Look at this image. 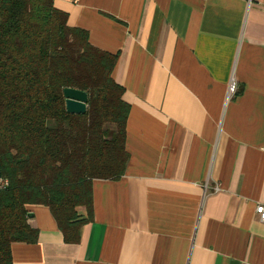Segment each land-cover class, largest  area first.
I'll use <instances>...</instances> for the list:
<instances>
[{"label": "crops", "instance_id": "0c3cea01", "mask_svg": "<svg viewBox=\"0 0 264 264\" xmlns=\"http://www.w3.org/2000/svg\"><path fill=\"white\" fill-rule=\"evenodd\" d=\"M53 4L118 57L128 160L92 182L76 244L28 207L36 242L13 244L12 264H264V0Z\"/></svg>", "mask_w": 264, "mask_h": 264}, {"label": "trees", "instance_id": "16d2710c", "mask_svg": "<svg viewBox=\"0 0 264 264\" xmlns=\"http://www.w3.org/2000/svg\"><path fill=\"white\" fill-rule=\"evenodd\" d=\"M53 1L0 0V264H12L13 244L36 242L31 206L78 243L92 182L118 180L128 160L118 57L91 46ZM64 89L87 94L83 115L66 112Z\"/></svg>", "mask_w": 264, "mask_h": 264}, {"label": "water", "instance_id": "95a60500", "mask_svg": "<svg viewBox=\"0 0 264 264\" xmlns=\"http://www.w3.org/2000/svg\"><path fill=\"white\" fill-rule=\"evenodd\" d=\"M66 112L70 115H83L86 111L87 94L74 89H64ZM1 178V175H0ZM30 217V214L27 216Z\"/></svg>", "mask_w": 264, "mask_h": 264}, {"label": "built area", "instance_id": "2783aa9c", "mask_svg": "<svg viewBox=\"0 0 264 264\" xmlns=\"http://www.w3.org/2000/svg\"><path fill=\"white\" fill-rule=\"evenodd\" d=\"M227 93H228V97H232L236 93V83L233 80H231V82L229 83ZM255 213L258 216L259 221L264 223V206L257 205L255 208Z\"/></svg>", "mask_w": 264, "mask_h": 264}]
</instances>
